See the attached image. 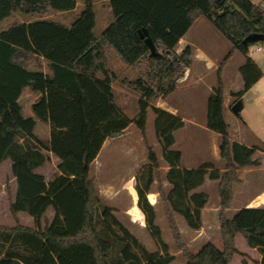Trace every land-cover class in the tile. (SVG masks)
<instances>
[{
    "label": "trees",
    "instance_id": "trees-1",
    "mask_svg": "<svg viewBox=\"0 0 264 264\" xmlns=\"http://www.w3.org/2000/svg\"><path fill=\"white\" fill-rule=\"evenodd\" d=\"M76 0H0V21L14 12L44 16L50 11H68ZM113 20L101 32L94 33L96 13L92 0L73 22L66 26L58 21L39 18L15 23L0 30V164L11 161L16 191L9 209L15 225H0V264H141L156 261L168 264L151 252L115 217L114 208L104 204L91 176V165L107 137L122 134L134 122L144 132L149 100L166 96L191 65L192 48L185 45L178 53L179 40L200 16H208L231 43V50L245 56L239 66L241 89L232 92L236 100L261 77V71L248 56V45L264 44V7L252 0H109ZM220 11V12H219ZM145 28L159 56L151 57L140 37ZM103 43L111 45L120 59L130 66L146 61L144 77L127 84L140 93L139 112L130 120L115 104L111 87L112 73L104 64ZM47 61L50 74L29 69L35 58ZM101 75V76H100ZM25 87L39 94L31 104L32 116L23 117L18 101ZM157 138L167 166L165 179L170 185L166 194L169 227L182 249L184 264H232L239 253L236 236L241 235L249 247L257 248L264 264V208L242 207L232 217L225 215L233 196V185L240 182L237 170L256 166L252 156L256 146L229 139V125L223 113V89L220 77L206 104V125L219 135L218 151L224 169L202 163L196 168H180L181 153L172 149L173 131L182 119L162 108L151 106ZM17 115L26 129L33 131L36 119L49 124V138L36 142L21 128L5 126L2 115ZM44 149L57 159L59 174L46 182L37 168L45 160ZM146 181L136 185L137 205L145 216L146 227L159 240L161 231L155 224V211L146 193L159 166L157 154L147 146ZM210 168V169H209ZM208 174L217 180L219 195L218 221L222 248L211 242L197 252L181 242V234L172 212L183 216L189 227L200 228L201 209L207 193L196 191ZM264 202L258 195L252 205ZM54 214L50 221L41 219L47 208ZM26 212L34 226L17 221V213ZM114 226L123 236L114 233ZM115 245L119 256L113 257ZM136 247L139 255L132 248Z\"/></svg>",
    "mask_w": 264,
    "mask_h": 264
},
{
    "label": "rangeland",
    "instance_id": "rangeland-1",
    "mask_svg": "<svg viewBox=\"0 0 264 264\" xmlns=\"http://www.w3.org/2000/svg\"><path fill=\"white\" fill-rule=\"evenodd\" d=\"M252 1L256 4L264 2V0ZM92 3L96 13L94 33L97 36H100L101 32L113 20L109 0H92ZM84 5L85 0H76V5L73 9L68 11H50L44 16L22 15L18 12H14L10 17L6 18V20L0 22V29L13 23L30 21L39 18L58 21L68 26L80 14ZM260 44H262V50L253 54V57L262 69L264 68V44ZM185 45L191 46L192 57L195 53L196 46L198 45L202 47L209 54L217 58L216 65L208 66L205 64V69H203L202 64L200 65L196 63L194 71H200V74L192 73V67L186 79V86L169 93V96L166 99L167 102L179 107V100L181 99V96H184L186 101H184L183 107L186 106L190 110L192 109V111H194L196 115L198 114V116L201 115V113H205L206 115V86L214 84V87L217 83L218 77H220L222 89L224 84L228 86L226 95L227 97L229 96V100L227 102L228 106L225 110L227 114V121L230 124L229 139L237 141L246 139L250 145L256 146L263 151L262 154L259 153L257 156H254V158L260 159L258 165L242 167L237 170V177L240 182L233 185L231 203L224 211L227 217H232L240 206L245 203L250 204L251 201H247V197L249 195L264 188V75L259 77V79L253 84V87L243 94L241 98L243 106L241 107L239 113L235 114L231 110V106L236 101V97L232 94V92L237 91L236 89L238 88L241 89L243 85V79L239 71V67L237 66V62L243 54L238 51H233L234 53L232 52L231 55L227 57L229 51L231 50L230 41L215 27L212 20L208 16L204 15L198 17L192 23L183 39L179 40L176 51L179 53ZM102 48L104 52L103 60L105 67L108 65L109 69L107 67L106 69L113 75L111 87L113 85L115 104L131 121H134L139 112L138 99L140 97V93L130 87L127 84V81H133L138 77H144L146 71V61L144 59L141 60L137 66H132L133 70L130 71L127 66L120 63L121 59L118 58V53L111 45L103 43ZM190 66L188 68H190ZM30 68L42 69L45 73H50L47 61L45 59H39V57H35L31 61ZM184 76L185 73L181 78H184ZM30 95V90H25L22 94V99L20 100L23 107V117L30 116V107L28 106L31 97ZM158 97L159 95H156L149 100V106L146 111V124L144 132H142L134 122H131L130 128L127 130L125 137L119 134L106 138L107 141L105 142L106 144L103 150L98 153L95 162L93 161L91 165V176L94 180L101 201L114 208L115 217H118L117 219H120V221L127 225L130 229L129 231L135 235V237L144 245L146 249L151 252L157 251L164 258L172 257V260L168 264H184L185 260L182 254V249L179 248L177 242L175 241L169 227L168 216L165 211L167 207L165 197L170 188V185L166 183L165 179L167 170L163 168V166L167 163L164 158H161L163 157L162 145L155 133V114L151 109V106L159 107L156 106ZM188 114L192 113L189 112ZM2 121L5 126L21 128L34 140L38 139L40 141H44L49 137L50 127L46 122L37 120L33 131L30 132L14 113L5 112L2 115ZM186 130L190 137H185L183 134L184 132L178 134L176 139L178 143H176V146H173V143L171 148L176 150H179L178 148H184L183 152L186 156L185 159L187 161L185 163L187 165L198 167L202 163H210L213 168L223 171L224 161L219 156L218 145L216 148L211 145L212 137L210 134H208L206 130L203 132H201L200 129L197 131L195 129L186 128ZM147 146L153 148L159 161V166L154 172L155 182L152 183V188L157 190L158 193V204L157 207L154 208L155 224L160 228L161 239L165 243L166 249L163 247L162 243L155 239V237L150 233L149 228L146 227L142 230L131 228L125 219L117 213V208L119 209L123 207V205L128 203L130 200L129 194L120 189L119 180L131 172L132 166L137 162V158L140 160V167L136 170V177L139 179L138 185L141 187H144L145 185L146 168L149 164V160L147 158ZM43 151L46 160L41 167L37 168L36 171L42 174L44 180L48 182L59 174L57 169L58 160L48 150L44 149ZM195 160H197V162ZM10 165L11 161L9 159H5L0 164V225L6 227L15 225V220L12 217L9 206L11 201L14 199L17 185L15 177L11 173ZM206 178L208 179V174L205 176V179ZM109 181H111V184L113 185V187H111L113 188L112 191H110L111 188L106 189L105 187V183ZM217 183V180L208 179L206 184L202 187L203 192L207 193V204L201 214V223L204 231L198 236L195 235L196 229L189 227L181 214L172 212L177 227L181 231V242L192 252H197L207 242H211L218 248H222L220 227L217 217L218 212H213V208L219 204ZM197 188L196 191H198ZM248 207L264 208V206H260L259 204L250 205ZM50 210L51 209H48L44 216V219L47 221H49L48 219L53 215ZM217 211H219V209ZM44 219H41L42 226H44L45 223ZM17 221L19 224L24 226H34L33 218L23 211H19L17 213ZM113 229L116 235L123 236L122 230L117 226H114ZM236 245L239 249V253L236 254L232 264H243L246 260L243 254L245 251L251 254V256L250 254L248 255L249 258L258 255L255 250L249 249L250 247L246 244L241 235L236 236ZM132 250L134 253L138 255L140 254L136 247H133ZM119 255L118 245H115V251L112 253V256L118 257ZM249 261L251 260L249 259ZM141 264L157 263L156 261L151 260L142 261ZM247 264L251 263H248L247 261Z\"/></svg>",
    "mask_w": 264,
    "mask_h": 264
},
{
    "label": "crops",
    "instance_id": "crops-1",
    "mask_svg": "<svg viewBox=\"0 0 264 264\" xmlns=\"http://www.w3.org/2000/svg\"><path fill=\"white\" fill-rule=\"evenodd\" d=\"M260 5L262 6V7H264V2H262V3H260ZM220 12V11H219ZM4 20H6V19H4ZM4 20H2V21H4ZM2 21H0V22H2ZM21 22H23V21H21ZM18 23H20V22H18ZM13 24H15V23H13ZM12 25V24H11ZM10 26V25H9ZM9 26H7V27H9ZM7 27H3V28H1L0 30H3V29H6ZM186 35V33L183 35V37ZM183 37L181 38V40L183 39ZM260 43H262V42H254V43H251V44H249L248 45V56L256 63V65L258 66V68L261 70V71H264V68H260V66H259V64L257 63V61L254 59V57H253V54H256V53H258V52H260L261 50H262V48H261V45L262 44H260ZM189 44V43H188ZM234 53V52H233ZM118 56V58H120L119 57V55H117ZM39 59H43L42 57H39ZM120 60V59H119ZM244 60H245V56L243 55L242 57H240V59L238 60V62H237V66L239 67L243 62H244ZM216 61H217V58L216 57H214L213 55H211V54H209L205 49H203L202 47H200V46H196V49H195V53H194V55H193V57H192V61H191V66H190V68H188L187 70H186V72H185V76H184V78H181V79H179V81L176 83V86H175V88H174V90L173 91H175V90H177V89H180V88H184L185 86H186V84H187V76H188V74H189V71H191V68H192V73H194V74H200V71H198V72H196V71H194V66H196L195 64L197 63V64H202L203 66V69H205V64H207L208 66H212V65H216ZM120 63L121 64H124V66H127L128 67V70H133L132 68V66H130V65H128V64H126V63H123V61H121L120 60ZM30 65H31V62L27 65V67L29 68V69H35V68H30ZM225 66H226V64H225ZM106 67L109 69V66L108 65H106ZM37 69V68H36ZM42 70V69H41ZM43 72H45L44 70H42ZM50 73H51V70H50ZM50 73H48V74H50ZM199 76V75H198ZM200 77V76H199ZM193 78V77H192ZM213 85L214 84H209V85H207L206 86V90H207V92H206V99H207V97H208V95L211 93V91H212V87H213ZM253 87V85L249 88V89H251ZM228 88V86H226V84H224L223 85V105H224V109H223V113H224V118H225V120H226V122L229 124V122L227 121V118H226V110H225V108L228 106L227 105V102H228V100H229V96L227 97V89ZM112 89H113V85H112ZM239 89V88H238ZM238 89H236V90H238ZM248 89V90H249ZM25 90H30V101H29V104H28V106L30 107V116H32L33 114H32V111H31V104L33 103V102H35L37 99H38V97H39V94L38 93H36V92H33L30 88H28V87H25L24 88V90L22 91V93H21V95L19 96V98H18V101H19V103H20V105H21V99H22V94L24 93V91ZM247 90V91H248ZM172 91V92H173ZM27 93V92H26ZM171 93V92H170ZM168 96H169V94H167L166 96H164V97H161V96H159L158 98H157V101H156V106H159V108H162V109H164V110H166V111H168V112H170V113H172V114H175V115H178V116H180V118L182 119V121H183V125L180 127V128H178V129H176V130H174V132H173V135H174V144H173V146H176V143H178L177 142V135L178 134H180V133H183L184 134V136L185 137H190L188 134H187V130H186V128H189V129H195V130H201V132H203L204 130H206V132H208V134H210V136L212 137V146L213 147H217V145H218V140H219V135H218V133H216L215 131H213V130H210L209 128H207V126H206V115H205V113L204 114H202L201 113V115H199L198 116V114L196 115V113L194 112V111H192V109L190 110L188 107H186V106H184L183 107V103H184V101H186V99L184 98V96H181V99L179 100L180 101V106L178 107V106H176V105H173V104H171V103H169V102H167V98H168ZM243 96V95H242ZM242 98V97H241ZM241 98H239V99H241ZM241 101H242V99H241ZM235 103V102H234ZM243 106V105H242ZM21 108H23L22 107V105H21ZM231 110H232V106H231ZM192 113V114H188V113ZM202 115H203V118H202ZM205 115V116H204ZM36 122H37V119H36ZM36 124V123H35ZM49 125V124H48ZM229 126H230V124H229ZM129 128H130V123H129V125L124 129V131H123V133L121 134V136L123 135V137H125L126 136V132H127V130H129ZM183 130H185V131H183ZM215 132V133H212V132ZM216 134V135H215ZM49 138V137H48ZM47 138V139H48ZM46 139V140H47ZM35 141L36 142H39L38 141V139H35ZM107 141V139H105L104 140V142H103V145H102V147H101V149H100V151H99V153L103 150V148H104V146H105V142ZM231 141H236V142H239V143H241V144H245V145H247V146H253V145H250L249 144V142H247V140L245 139V140H234V139H232ZM127 142H128V140H127ZM183 146V145H182ZM180 151H181V159H180V168H196L197 166H193V165H187L185 162L187 161L185 158H186V156H185V154H184V148H182V149H180V148H178ZM49 151V150H48ZM50 152V151H49ZM262 154L263 153V151H261L260 150V148H258L257 147V149L255 150V152H254V154H253V156H252V158L253 159H258V158H254V156H257L258 154ZM162 159H163V157H161ZM263 158V157H262ZM96 159V158H95ZM58 160V159H57ZM259 160V162H260V159H258ZM196 162H197V160H195ZM94 162H95V160H94ZM139 162H140V160H139V158H137V162H136V164L135 165H133L132 166V170H131V172L129 173V174H127L125 177H122V178H120V180H119V187H120V189L122 190V191H125V192H127V194H129V197H130V200H129V202L128 203H126V204H124L123 205V207H121V208H117V213H118V215L119 216H121V217H123L124 219H125V221L129 224V226L131 227V228H137V229H139V230H142V229H144V228H146V223H145V216H144V214H143V212L141 211V209L138 207V205H137V193H136V185H137V183H138V180L139 179H137V177H136V170L140 167V165H139ZM163 168H165V170H167L168 168H169V166H167V164L165 165V166H163ZM260 174V173H259ZM209 179V178H208ZM207 178L205 179V181L200 185V187H198L197 188V190L198 191H203L202 190V187L206 184V182H207V180H208ZM153 182H155V179L153 180ZM112 182L111 181H109V182H106L105 183V187H106V189H110L111 187H113V185L111 184ZM166 183L168 184V182L166 181ZM112 189L113 188H111V190L110 191H112ZM261 194H264V188L261 190H259L258 192H254V193H252L251 195H249L248 197H247V201L249 202V201H251L250 202V204H244V205H242V206H240L238 209H240V208H242V207H248V206H250V205H252V201L258 196V195H261ZM219 196V195H218ZM146 197H147V199H148V201L153 205V207L155 208V207H157V204H158V193H157V190H155L154 188H152V184L150 185V187H149V191L146 193ZM207 204V203H206ZM206 204H205V206H206ZM260 206H264V202H262V203H260L259 204ZM205 206L201 209V214H202V211L205 209ZM48 209H51L50 211H52V213L54 214V212H53V210H52V208L51 207H49V208H47V210ZM219 209V204H217L214 208H213V212H218L217 210ZM227 209V208H226ZM46 210V211H47ZM45 214H46V212L43 214V217H42V219H44V216H45ZM53 216V215H52ZM218 217V216H217ZM47 218V217H46ZM118 218V217H117ZM52 219V217L51 218H49L48 220L50 221ZM118 221L125 227V228H127L128 230H130L128 227H127V225H125L122 221H120V219H118ZM180 231V230H179ZM196 231V233H195V235H199V234H201L203 231H204V228H203V225H202V223H201V226H200V228L199 229H196L195 230ZM131 232V231H130ZM132 233V232H131ZM180 233H181V231H180ZM134 235V234H133ZM135 236V235H134ZM249 249H251V250H255L256 252H257V254L258 255H256L255 257H251V258H249V252H246L245 251V253H243L244 254V256H245V258H246V260L244 261V263L243 264H247V261H248V263H251V264H256V260H258L259 258H260V254H259V252L257 251V248H255V247H250ZM250 256H251V254H250ZM235 258V257H234ZM249 259L251 260V261H249ZM253 259V260H252ZM234 260V259H233Z\"/></svg>",
    "mask_w": 264,
    "mask_h": 264
},
{
    "label": "water",
    "instance_id": "water-1",
    "mask_svg": "<svg viewBox=\"0 0 264 264\" xmlns=\"http://www.w3.org/2000/svg\"><path fill=\"white\" fill-rule=\"evenodd\" d=\"M139 35L141 38L144 39V42L145 44L147 45L148 49H149V55L151 57H156V56H159V52L157 51L153 41L151 40V38L149 37L147 31L145 28H142L141 31H139ZM242 107V101L241 99H237L235 101V103L232 105V111L235 113V114H238L240 109Z\"/></svg>",
    "mask_w": 264,
    "mask_h": 264
}]
</instances>
